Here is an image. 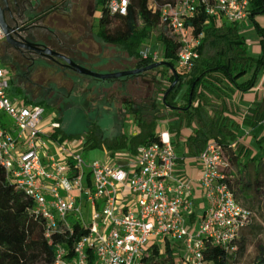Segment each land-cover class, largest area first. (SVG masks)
<instances>
[{
	"label": "built area",
	"instance_id": "obj_1",
	"mask_svg": "<svg viewBox=\"0 0 264 264\" xmlns=\"http://www.w3.org/2000/svg\"><path fill=\"white\" fill-rule=\"evenodd\" d=\"M132 1L106 0L105 7L110 16L126 17ZM150 9L159 10L158 29H165L178 46L177 70L184 73L194 69L204 39L190 22L204 14L219 23L243 25L252 10L251 0H175L162 7L151 3ZM5 38L0 25V45ZM139 58L155 64L164 53L143 46ZM1 63L0 58V115L9 116L13 125L5 128L0 123V164L15 187L33 201L32 213L43 220L45 236H71L76 224L88 231L72 257L59 248L55 264H142L150 247L163 250L169 244L178 249L180 242L185 250L181 264H213L205 260L207 243L230 256L237 252L254 215L230 186L228 159L220 143H208L199 154L202 173L197 184L206 207L193 229L187 219L194 211L195 182L176 175L180 156L169 133L162 132L160 141L139 148L126 165L97 161L87 165L77 148L55 152L48 143L60 140L55 138L60 119L52 117L47 123L44 106L10 97ZM258 125L264 128V119ZM86 206L91 209V224Z\"/></svg>",
	"mask_w": 264,
	"mask_h": 264
},
{
	"label": "rangeland",
	"instance_id": "obj_2",
	"mask_svg": "<svg viewBox=\"0 0 264 264\" xmlns=\"http://www.w3.org/2000/svg\"><path fill=\"white\" fill-rule=\"evenodd\" d=\"M27 1L28 11L22 21L23 23L31 19L35 21L34 25L37 29L31 35L33 39L40 37L50 49L65 52L76 64L98 74L116 73L125 69L131 70L134 67L136 59L127 49L106 44L98 37L102 11V5H98V0ZM257 22L264 27V17H258ZM118 26L119 21L114 20L111 30H115ZM142 27L141 25L140 28ZM241 28L249 46L250 56L259 57L262 35L256 24L248 20L241 25ZM148 32V37L140 51L143 46H152L163 55L161 31L155 28ZM4 55H7L8 59ZM0 56L1 65L10 82L8 91L10 97L22 100L26 96L31 102H44L47 111L45 122L50 123L52 117L60 119L62 134L77 136L81 139L75 137L63 139L60 134L58 141L60 143L49 141L50 147H54L55 152L59 150L62 154V148H77L78 154L87 165L95 161L102 164L126 165L136 157V154H132L125 148L118 151L106 147L84 149L82 140L90 131H95L98 136L108 139L122 134L132 137L138 133L137 123L140 118L149 122L156 114L160 120L162 132L170 134V125L184 118L183 115L177 116L176 113L160 105L161 91L170 84L166 74L155 75L154 73L130 77L124 81H101L80 75L72 69L55 64L50 59L35 55L31 56V60L22 59L19 52L5 44L0 45ZM155 77L156 80H153ZM250 78L251 74L239 82ZM261 83H263L261 90H264V70L258 74L253 91L259 88ZM249 95L252 93L237 92L234 98L235 103L228 106L232 112L237 108L236 105L246 111H238V119L242 125V120L249 114L248 104L243 102L242 97ZM262 95L254 97L250 104L253 106ZM153 103L159 104L158 111L155 113L151 105ZM0 123L5 128L13 125L12 119L5 113L0 115ZM201 126L202 123L196 121L193 128ZM235 131L238 133L235 141L240 139L239 135L248 137L246 130L236 128ZM252 131L249 137L252 141L249 140L248 143L241 141L236 146L237 151L245 146L248 155L237 162L230 161L228 169L233 178L232 183L237 200L254 215L252 225L240 238L245 240L246 248L243 254L233 259V263L236 264H258L264 258V139L261 145L257 142L264 128L257 127ZM171 139L174 138L171 136ZM176 142L179 143V148H182V140L176 139ZM250 157L255 160H251ZM84 208L85 217L91 224L90 206ZM239 243L241 241L238 245ZM181 244L182 242L179 244L180 248H176L178 260H181L185 254Z\"/></svg>",
	"mask_w": 264,
	"mask_h": 264
},
{
	"label": "trees",
	"instance_id": "obj_3",
	"mask_svg": "<svg viewBox=\"0 0 264 264\" xmlns=\"http://www.w3.org/2000/svg\"><path fill=\"white\" fill-rule=\"evenodd\" d=\"M174 1L133 0L128 16L114 17L109 15L105 7L106 0H98V5H102V11L97 35L106 44L121 46L129 51L130 55L136 59L131 70L152 65L154 63L139 58L140 48L148 37V31L158 28L161 24L159 10L153 12L150 5L156 3L162 7ZM251 9L250 21L256 24L262 35L259 57L250 56L249 46L241 25L219 23L215 19H208L204 14H200L197 19L189 23L195 27L197 33L204 34L199 50L200 58L192 72L184 73L177 70L178 46L169 39L166 30L163 29L160 40L164 45V59L177 70L178 84L169 92L175 76L168 68H160L138 75L139 77L154 73L155 75L160 73L168 75L170 84L161 91L160 105L176 113L177 116H184L176 124H171L169 128L174 138L172 143L178 153L182 152V148H179L176 139L181 140L184 137L186 139L184 143L190 156L199 155L211 141H216L224 147L228 164L230 161L237 162L243 156L248 155L245 146L239 151L230 148L238 136L235 129L240 128L241 124L238 119L240 109L236 106L237 108L232 112L228 106L233 105L237 92L245 94L254 90L258 74L264 70V27L257 22L258 17H264V0H251ZM114 20L119 21V26L111 30ZM60 53L68 56L63 51ZM250 74V79L239 82ZM125 79L127 78L113 81H124ZM153 80H156V77ZM190 98H192L191 105ZM21 101L24 104L35 103L28 100L26 96ZM35 104L44 107L46 105L44 102ZM151 105L154 113L157 112L159 104ZM263 119L264 94L249 109V114L242 122L246 128L255 129ZM196 121H200L202 126L193 128ZM159 122L156 114L149 122L140 118L137 123L138 133L132 137L122 134L108 139L98 136L95 131H90L82 140L84 149L106 147L118 151L125 148L129 149L132 154H136L139 148L160 141L162 129ZM60 134H62L61 130L55 134V138H58ZM62 137L64 139L75 136L62 134ZM75 138L81 140L77 136ZM263 139L259 141V145ZM250 158L255 160L253 157ZM232 179L229 174L228 180L234 191ZM33 207V201L15 187L0 164V264H55L59 248L66 249L67 257H72L75 245L88 234L87 230L81 229L76 224L73 235L55 234L48 238L45 236L43 220L35 218L32 213ZM239 241L241 243L237 245V252L233 256H230L224 249L207 243L204 251L205 260L213 264L232 262L237 255L245 252V240ZM177 251L169 244L163 250L152 246L148 249V254L142 264H181L176 258ZM258 264H264V258Z\"/></svg>",
	"mask_w": 264,
	"mask_h": 264
},
{
	"label": "water",
	"instance_id": "obj_4",
	"mask_svg": "<svg viewBox=\"0 0 264 264\" xmlns=\"http://www.w3.org/2000/svg\"><path fill=\"white\" fill-rule=\"evenodd\" d=\"M0 25L2 26V28L4 30V33L6 35V40L10 46H12L14 48L26 49L29 51H35L38 55L43 56V57L50 59V60H53V61H62V62H64L65 67L72 69L76 73L83 75V76L95 78V79H98L101 81H112V80H118V79H124V78L132 77V76L142 75L144 73H148V72L154 71L156 69H160V68H168L171 70V72L175 76L174 83L172 84L169 92L172 91L179 82V76L177 74V70L165 61H161V62L152 64V65H149L145 68H140V69L119 71V72L110 73V74H98V73H95L91 70H88L86 68L79 66L72 59H70L68 56H66L60 52H57L53 49H50L49 47H38V46H36L30 42H27L25 40L18 41L16 39H14L11 35L10 28L8 27V25L5 23V21L1 17H0ZM191 99L192 98H190V105H191V101H192Z\"/></svg>",
	"mask_w": 264,
	"mask_h": 264
},
{
	"label": "crops",
	"instance_id": "obj_5",
	"mask_svg": "<svg viewBox=\"0 0 264 264\" xmlns=\"http://www.w3.org/2000/svg\"><path fill=\"white\" fill-rule=\"evenodd\" d=\"M262 84L263 83H261L260 87L256 88L255 91H253V90L251 91L252 95L242 97L243 102L248 104L249 109L252 107V105L250 103H251V101L253 102V98L254 97H260V95H262V93L264 91V90H261ZM233 102L235 103V101H233ZM236 106L238 107V105H236ZM238 108L240 109L241 112H246V111H243L240 107H238ZM240 124H241L240 130H246V132H247L246 135L248 137H245L244 135H239L240 136L239 140L242 142L245 141L247 143L249 142V140L252 141L249 138L251 136V132H253L252 130H255L257 127H259V128L261 127V126L257 125V127L255 129L250 130V129L246 128L244 125H242V123H240ZM263 138H264V132L261 133L260 139L257 138V142H259ZM181 140L183 142L182 149H181L182 152L181 153L177 152L180 156V160H179L178 166L176 168V175L180 176V177L191 178L195 182L196 189H195V198H194V211L189 216V218L187 219V225L189 227H192L193 229H195V227L199 224V218L204 213L205 207H206V202H205L204 197L202 195V190L199 188V185L197 184V179L202 173V164L199 161V155H197V156H190L189 155L187 146L184 143L186 139L183 137ZM211 142H213V141H211Z\"/></svg>",
	"mask_w": 264,
	"mask_h": 264
},
{
	"label": "flooded vegetation",
	"instance_id": "obj_6",
	"mask_svg": "<svg viewBox=\"0 0 264 264\" xmlns=\"http://www.w3.org/2000/svg\"><path fill=\"white\" fill-rule=\"evenodd\" d=\"M27 0H0V17L5 21L11 31V35L14 39L21 41L25 40L30 42L38 47H47L45 43L40 39V35H38V39L32 38V33L37 27L34 25L35 21H28L23 23V18L26 16V12L28 11ZM1 44H5L17 52L20 53L22 59L31 60V56H39L45 58L43 56L38 55L35 51H29L22 48H14L10 46L6 40V38L2 41ZM7 59L8 56L4 55ZM1 58V56H0ZM47 59V58H46ZM2 61V58H1ZM53 61V60H52ZM57 65L64 66V62L62 61H53ZM4 64V63H3ZM65 67V66H64Z\"/></svg>",
	"mask_w": 264,
	"mask_h": 264
}]
</instances>
